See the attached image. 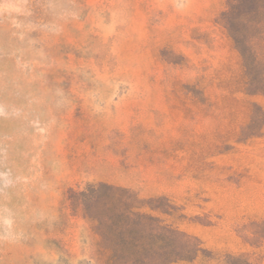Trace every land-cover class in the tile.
Listing matches in <instances>:
<instances>
[{"label": "rangeland", "instance_id": "374dc122", "mask_svg": "<svg viewBox=\"0 0 264 264\" xmlns=\"http://www.w3.org/2000/svg\"><path fill=\"white\" fill-rule=\"evenodd\" d=\"M0 264H264V0H0Z\"/></svg>", "mask_w": 264, "mask_h": 264}]
</instances>
